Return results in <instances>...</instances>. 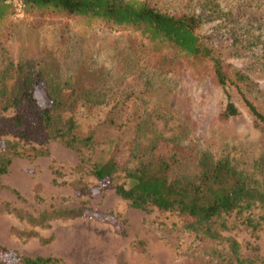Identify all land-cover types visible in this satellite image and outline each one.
<instances>
[{
    "label": "rangeland",
    "instance_id": "obj_1",
    "mask_svg": "<svg viewBox=\"0 0 264 264\" xmlns=\"http://www.w3.org/2000/svg\"><path fill=\"white\" fill-rule=\"evenodd\" d=\"M147 1L160 10L199 16L201 42L250 75L262 93L246 95L264 115V0ZM11 5L12 14L0 31V71L6 60L44 64L75 90L104 101L87 102L74 114L77 134L93 133V151L68 147L60 139L24 143L25 149L35 146L47 154L13 158L0 175V245L8 250L0 252V259L12 264L13 252L54 257L55 264H202L207 240L190 227L191 217L130 207L113 188L124 181L123 172L102 186L84 159L107 158L119 140L114 156L126 166L157 144L178 152L182 160L207 150L258 177L254 165L264 151V135L236 90L227 88L239 114L222 120L218 114L225 99L210 73L172 48L149 42L134 26L24 12L23 6ZM35 94L42 102V90ZM10 114L12 110L0 111L1 116ZM1 140L16 136L0 133ZM132 140L137 157L127 161ZM64 208H84V213L53 215ZM213 227L235 264H264V203L235 209ZM230 240L236 243L237 259L229 250Z\"/></svg>",
    "mask_w": 264,
    "mask_h": 264
},
{
    "label": "trees",
    "instance_id": "obj_2",
    "mask_svg": "<svg viewBox=\"0 0 264 264\" xmlns=\"http://www.w3.org/2000/svg\"><path fill=\"white\" fill-rule=\"evenodd\" d=\"M20 1L24 12L42 10L102 21L115 27L134 26L149 42L172 48L178 56L193 65H201L210 73L225 99L218 114L222 120L239 114L227 90L228 86L233 87L252 124L264 135V115L246 95V92L260 95L261 89L256 88L244 69L225 62L218 50L201 42L196 33L201 20L196 14L167 12L147 0ZM12 11L10 2L0 0V31ZM217 21L223 23V19ZM226 31L229 38V29ZM223 33L226 36V32ZM35 89L42 90V102ZM103 101L101 97L75 90L44 64L6 60L0 71V111L12 110V114L0 115V133L12 131L16 140L0 142V175L8 171L13 158L47 154L46 150L35 146L25 149L24 143L41 144L45 140L60 139L68 147L93 151V133L78 135L74 114L87 102L99 104ZM120 145L119 140H115L105 159H84L95 180L107 186L118 172H123L124 181L113 184V188L130 207L145 212L153 208L174 210L191 217L190 227L201 232V239L207 240L203 246L207 245V249L201 257L202 264H235L220 246V237L213 225L235 209L264 203V151L256 159L254 168L258 170V177H255L254 173L237 169L226 157L215 158L207 150H196L189 160H182L178 152L165 151L152 144L147 153L137 157L133 140L127 149V161L134 160V163L126 166L114 156ZM52 213L56 216L82 215L84 208L57 209ZM246 223L253 229L256 227L250 219ZM228 246L237 259L236 243L230 240ZM0 252L7 253L8 250L0 245ZM10 254L12 264H55L57 261L50 256ZM0 264L9 263L0 259Z\"/></svg>",
    "mask_w": 264,
    "mask_h": 264
},
{
    "label": "built area",
    "instance_id": "obj_3",
    "mask_svg": "<svg viewBox=\"0 0 264 264\" xmlns=\"http://www.w3.org/2000/svg\"><path fill=\"white\" fill-rule=\"evenodd\" d=\"M7 1L10 3H12V2L16 3L19 6V8L22 7V3L20 0H7Z\"/></svg>",
    "mask_w": 264,
    "mask_h": 264
}]
</instances>
